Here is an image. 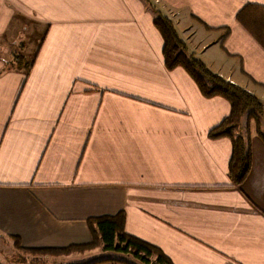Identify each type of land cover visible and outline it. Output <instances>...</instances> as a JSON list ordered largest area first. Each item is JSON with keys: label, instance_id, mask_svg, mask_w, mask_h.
I'll return each instance as SVG.
<instances>
[{"label": "crops", "instance_id": "obj_1", "mask_svg": "<svg viewBox=\"0 0 264 264\" xmlns=\"http://www.w3.org/2000/svg\"><path fill=\"white\" fill-rule=\"evenodd\" d=\"M158 2L189 52L264 100V49L236 19L264 0ZM19 17L43 34L27 78L0 75L4 248L86 245L88 219L121 214L126 233L173 264H264V141L250 140L249 171L234 183L231 139L208 137L230 104L204 97L183 68H166L146 5L0 0V37ZM106 251L45 254L38 264H127Z\"/></svg>", "mask_w": 264, "mask_h": 264}, {"label": "trees", "instance_id": "obj_2", "mask_svg": "<svg viewBox=\"0 0 264 264\" xmlns=\"http://www.w3.org/2000/svg\"><path fill=\"white\" fill-rule=\"evenodd\" d=\"M152 13V22L163 38L164 63L168 70L181 67L198 86L201 94L206 98L219 96L230 104L229 114L208 132V137H229L232 141V157L229 166V176L232 181L239 184L250 168V138L261 135L260 118L263 114L262 103L257 96L248 92L239 85L233 84L216 73L193 53L189 52L185 43L178 36L172 21L155 7L154 0H142ZM23 17L14 19L21 22ZM236 19L252 38L264 49V6L248 3L236 14ZM16 22V23H17ZM228 30H225L224 35ZM42 37V36H41ZM42 38L38 50L40 48ZM37 50V52H38ZM37 53L32 59H26L23 54H14V62L19 66H26L27 71L34 64ZM248 118L254 122V130L246 128L243 131V119ZM264 141V138H263ZM123 215L90 218L86 221L92 234V241L86 245H72L61 249H25L14 241L10 248L16 255L17 264H38L41 256L64 255L74 250L90 249L101 246L103 250L130 255L141 264H173L160 249L152 244L132 236L124 231ZM14 238V237H9ZM4 238L0 237V250L4 249ZM9 248V247H8ZM115 262L136 264L135 261L111 259Z\"/></svg>", "mask_w": 264, "mask_h": 264}, {"label": "rangeland", "instance_id": "obj_3", "mask_svg": "<svg viewBox=\"0 0 264 264\" xmlns=\"http://www.w3.org/2000/svg\"><path fill=\"white\" fill-rule=\"evenodd\" d=\"M142 3L144 4L143 1ZM154 3H155V7L161 10L159 6V2L154 1ZM163 7L165 8V6ZM41 32L43 34V27L40 24H37L33 20L24 17L22 18L21 22H17V24L15 23L8 32L7 30L3 32L2 36L0 37V62H1L0 75L4 73L7 74L18 73L24 76V78L28 77V73L30 72V70H32L33 65L31 66V69L28 72L26 66L25 67L22 65L19 66L16 62H14L13 60L14 54H23L26 57V59H32L34 57V54L37 53L42 36ZM224 61H226L225 58ZM52 74H56V73L52 72ZM56 79L57 77L55 78V80ZM52 100H53L52 103L53 106L51 108V113H53V115L55 116H58V98L54 97L52 98ZM261 103H262L263 114L260 118V124H261L260 131L262 136L259 135L251 136L250 140L256 136L254 142H260V141L262 142V139L264 138V100L261 101ZM43 104H44L43 102H39L37 99H33V98H30L27 101V105L30 107H36V106L42 107ZM245 121H248L249 123V119L247 117L243 119L242 127L244 132H246V128H248V126H250L251 124L253 125L252 127H254L253 121L250 123V125L249 124L245 125ZM252 149H253V144L251 146V151ZM254 151H256V147L254 148ZM106 252H109V253H105L107 255L106 257L121 258V259L126 258L130 261H135L131 257H127L126 254L116 253L113 251H106ZM16 255L17 254H15L14 252H12L11 250L5 247L3 249L1 258L4 264H16L12 261L13 259H15ZM60 263L63 262L61 261ZM136 264H141V263L136 262Z\"/></svg>", "mask_w": 264, "mask_h": 264}, {"label": "built area", "instance_id": "obj_4", "mask_svg": "<svg viewBox=\"0 0 264 264\" xmlns=\"http://www.w3.org/2000/svg\"><path fill=\"white\" fill-rule=\"evenodd\" d=\"M156 2H158V0H155Z\"/></svg>", "mask_w": 264, "mask_h": 264}]
</instances>
